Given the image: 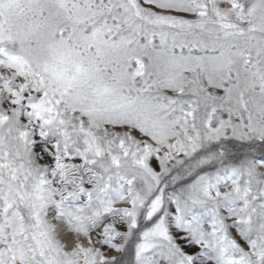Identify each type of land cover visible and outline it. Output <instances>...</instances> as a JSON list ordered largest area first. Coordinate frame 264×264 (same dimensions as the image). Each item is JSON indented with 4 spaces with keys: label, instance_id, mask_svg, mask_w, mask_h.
<instances>
[{
    "label": "snow or ice",
    "instance_id": "1",
    "mask_svg": "<svg viewBox=\"0 0 264 264\" xmlns=\"http://www.w3.org/2000/svg\"><path fill=\"white\" fill-rule=\"evenodd\" d=\"M0 264H264V0H0Z\"/></svg>",
    "mask_w": 264,
    "mask_h": 264
}]
</instances>
